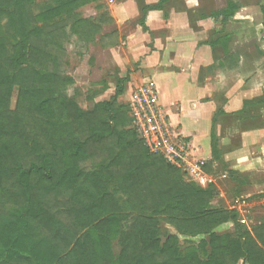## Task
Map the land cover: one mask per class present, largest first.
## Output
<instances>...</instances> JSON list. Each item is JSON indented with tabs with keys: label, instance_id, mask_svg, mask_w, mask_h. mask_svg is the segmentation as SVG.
Masks as SVG:
<instances>
[{
	"label": "trees",
	"instance_id": "trees-1",
	"mask_svg": "<svg viewBox=\"0 0 264 264\" xmlns=\"http://www.w3.org/2000/svg\"><path fill=\"white\" fill-rule=\"evenodd\" d=\"M92 1L0 0V264H264V224L243 230L211 208L210 186L150 153L121 90L88 111L65 96L60 39ZM237 11L229 1L210 15ZM85 27L96 30L75 21L72 31ZM228 221L233 234L218 235ZM180 235L208 239L182 247Z\"/></svg>",
	"mask_w": 264,
	"mask_h": 264
},
{
	"label": "crops",
	"instance_id": "crops-1",
	"mask_svg": "<svg viewBox=\"0 0 264 264\" xmlns=\"http://www.w3.org/2000/svg\"><path fill=\"white\" fill-rule=\"evenodd\" d=\"M200 1L96 0L87 4L105 3L101 9L106 14L99 16L101 23L97 26L100 31L96 46L92 48L104 54L119 73L125 64L121 54L130 56L131 61L137 64V71L132 69L124 76L123 83L130 86L138 81H152L162 103H166L167 107L170 102L176 103L174 105L182 113L181 116L189 117L191 125L195 126V131L186 134L192 138L189 144L191 154L196 156L198 163L208 166L213 155L210 145H203L201 140H204L205 131L210 135L212 114L217 108L215 99L220 95L218 90L222 83L208 70L218 68L222 69L220 74L231 73L240 62L228 43L223 48L215 44L218 38L213 41L205 39V34L214 32L211 27L216 19L211 17V12L200 10ZM235 18L236 14L231 19ZM193 27L198 32L193 31ZM218 48H221L224 58L226 51L236 60L214 61L212 54ZM119 73L116 72V75L120 76ZM244 80L230 81L221 95L224 100L222 109L228 118V135L221 139L220 147L227 148L224 153L226 164L233 171L235 184L247 192L259 193L257 195L264 202V96L252 94L248 87L241 89ZM100 85L99 96L110 90L103 82ZM257 96L259 103L255 108L246 103ZM219 161L215 159L213 163ZM236 172L244 175L239 178L240 182L235 178ZM211 176V172L201 173L198 181L201 188ZM251 196L247 195L249 199ZM246 204L251 205L252 202L243 201L241 205L246 208Z\"/></svg>",
	"mask_w": 264,
	"mask_h": 264
},
{
	"label": "rangeland",
	"instance_id": "rangeland-1",
	"mask_svg": "<svg viewBox=\"0 0 264 264\" xmlns=\"http://www.w3.org/2000/svg\"><path fill=\"white\" fill-rule=\"evenodd\" d=\"M229 1H233L238 5L236 18L226 22L216 19L211 27L215 33L204 35L205 39L211 41L220 37L228 38V46L239 58L240 65L231 73L224 72L220 74L222 69L218 68L217 70L215 68L208 70L213 77H219L218 80H221L222 83L220 90H218L220 95L215 99L217 108L212 114L210 135H207L205 131L204 140H201L203 145H210V151L213 155L210 161L211 165L209 164L212 176L207 181L205 180L203 185L205 186L204 188L210 186L214 190L215 197L211 201V208L224 209L231 212L235 215V220L240 228L250 231L254 226L264 224V202L257 195L259 193L252 190L247 192L246 189L241 188L239 185L237 186L232 175L233 171L228 169L227 158L224 154L227 148L220 147L221 139L228 135V118L222 109L224 100L221 95L228 88L230 81H237L238 78H242L245 80L243 87H240L241 89L248 87L251 89L252 94H263L264 96V0H202V2H199V8L200 10L201 8L205 10L206 13L216 12L225 8ZM104 4V2H98V4H87L79 7L74 13V18L67 22L63 36L60 39V49L58 51L59 73L69 81L65 87L64 94L84 111L91 110L98 102L110 101L118 90H121L122 93L118 97V103L128 106L130 92L147 81L141 83L138 81L127 86L123 83L124 76L132 72V69L134 72L137 71V64L131 61L130 56L127 53L121 54L125 64L119 76L116 75V72L119 73V71L115 65L104 54L101 55L98 50L92 48L96 46L97 34L99 33V26H97V23H101L98 21L99 16L106 14L103 8L101 9ZM34 10L37 12L40 7ZM75 21L88 22L96 30H93L92 33L90 29L87 28L88 30H86L85 27V29H79V32L75 33L72 31ZM5 23L6 21L3 20L2 25L4 26ZM192 30L198 32L197 28L193 27ZM223 55L221 48H218L217 51H213L212 57L214 61L221 62L222 60H227ZM226 78L229 80L226 81ZM100 82H103L105 87L110 89L107 93L101 94V96L98 95L101 86ZM108 84L111 85L108 87ZM15 96L16 94L14 93L12 103L15 102ZM258 99L257 96V98L246 103L255 108V105L259 103ZM159 104L166 114L172 141L185 149L188 162L192 164L198 163L196 156L190 152L189 144H191L192 138L186 135L195 131V126L191 125L189 117L181 116L182 113L174 105L176 103L170 102L167 107L166 103H162L159 98ZM209 136L210 138H208ZM223 142L225 143V141ZM215 159H219L221 162L213 163ZM180 170L187 183L201 187L197 179L189 175V167L183 166ZM235 174H237L235 178H238L240 182L239 178L244 175L239 172ZM249 194H252L250 199L247 197ZM248 200L252 204H246V208L242 207L243 201L247 202ZM162 225L164 231L176 234V231L171 226ZM215 231L218 235L225 236L233 234L235 227L232 221H228ZM207 239V236H198L191 239L188 236L180 235L178 243L179 246L184 247L188 244H200L203 241H207ZM113 244L114 249L117 250L115 242ZM239 264H241V261Z\"/></svg>",
	"mask_w": 264,
	"mask_h": 264
},
{
	"label": "built area",
	"instance_id": "built-area-1",
	"mask_svg": "<svg viewBox=\"0 0 264 264\" xmlns=\"http://www.w3.org/2000/svg\"><path fill=\"white\" fill-rule=\"evenodd\" d=\"M128 108L137 137L148 151L160 155L175 168L189 167V175L199 181L203 165L188 162L185 149L172 141L166 114L159 104L158 90L152 81H146L130 92Z\"/></svg>",
	"mask_w": 264,
	"mask_h": 264
}]
</instances>
